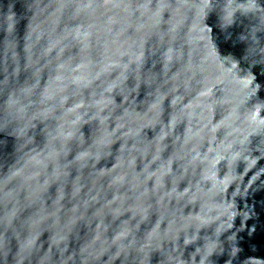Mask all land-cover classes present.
<instances>
[{
    "label": "water",
    "instance_id": "water-1",
    "mask_svg": "<svg viewBox=\"0 0 264 264\" xmlns=\"http://www.w3.org/2000/svg\"><path fill=\"white\" fill-rule=\"evenodd\" d=\"M0 264H264V0H0Z\"/></svg>",
    "mask_w": 264,
    "mask_h": 264
}]
</instances>
